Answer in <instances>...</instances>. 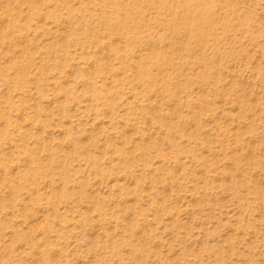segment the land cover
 I'll return each mask as SVG.
<instances>
[{
  "label": "rangeland",
  "instance_id": "374dc122",
  "mask_svg": "<svg viewBox=\"0 0 264 264\" xmlns=\"http://www.w3.org/2000/svg\"><path fill=\"white\" fill-rule=\"evenodd\" d=\"M0 264H264V0H0Z\"/></svg>",
  "mask_w": 264,
  "mask_h": 264
}]
</instances>
